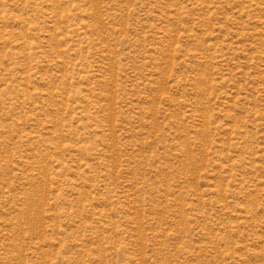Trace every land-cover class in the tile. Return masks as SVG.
Segmentation results:
<instances>
[{"label":"rangeland","instance_id":"rangeland-1","mask_svg":"<svg viewBox=\"0 0 264 264\" xmlns=\"http://www.w3.org/2000/svg\"><path fill=\"white\" fill-rule=\"evenodd\" d=\"M0 264H264V0H0Z\"/></svg>","mask_w":264,"mask_h":264}]
</instances>
